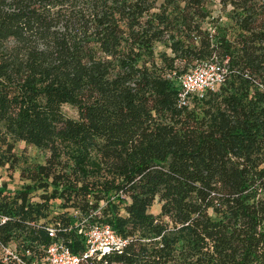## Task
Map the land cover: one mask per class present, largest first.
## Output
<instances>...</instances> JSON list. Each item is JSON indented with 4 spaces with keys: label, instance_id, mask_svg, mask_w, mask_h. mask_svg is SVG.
<instances>
[{
    "label": "trees",
    "instance_id": "obj_1",
    "mask_svg": "<svg viewBox=\"0 0 264 264\" xmlns=\"http://www.w3.org/2000/svg\"><path fill=\"white\" fill-rule=\"evenodd\" d=\"M206 62L225 81L181 105ZM19 143L44 162L0 190V264L42 260L43 227L98 211L128 240L109 264H264V0H0L11 177Z\"/></svg>",
    "mask_w": 264,
    "mask_h": 264
},
{
    "label": "built area",
    "instance_id": "obj_2",
    "mask_svg": "<svg viewBox=\"0 0 264 264\" xmlns=\"http://www.w3.org/2000/svg\"><path fill=\"white\" fill-rule=\"evenodd\" d=\"M227 74V68L217 62L203 63L185 74L180 79L181 105L187 106L194 96L204 98L209 90H216ZM74 215L77 216L75 225L65 227L58 221L43 227L52 242L44 248V258L32 264H109V258L121 254L128 245V240L120 237L110 224L103 222L100 211L90 216H81L78 212ZM71 232L79 237L78 253L70 249L71 241L62 236Z\"/></svg>",
    "mask_w": 264,
    "mask_h": 264
},
{
    "label": "rangeland",
    "instance_id": "obj_3",
    "mask_svg": "<svg viewBox=\"0 0 264 264\" xmlns=\"http://www.w3.org/2000/svg\"><path fill=\"white\" fill-rule=\"evenodd\" d=\"M65 110L69 116L71 117L76 116L75 110L69 107H67ZM15 153L17 154V156L20 157L21 161L19 167L15 170L12 177L7 169L0 168V190L5 191V193H14L16 190L21 188V185L24 183V181H22L20 178L21 168L27 165L40 164L44 162L43 153L23 143H19L16 145ZM4 184L5 186L6 185L8 186L7 189H4ZM33 200L38 201V197L35 196ZM57 210H58L57 206L54 205L52 209V214H55ZM154 210H159V207L155 206ZM16 245L18 247H16ZM12 248L13 249L18 248V250L19 249L23 250L21 246H19V242H16Z\"/></svg>",
    "mask_w": 264,
    "mask_h": 264
}]
</instances>
